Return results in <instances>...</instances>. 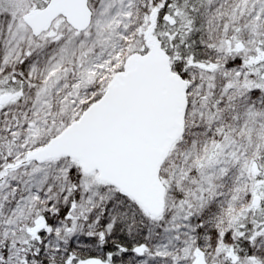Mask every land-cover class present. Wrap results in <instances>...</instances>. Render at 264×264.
Returning a JSON list of instances; mask_svg holds the SVG:
<instances>
[{
    "label": "snow or ice",
    "instance_id": "snow-or-ice-1",
    "mask_svg": "<svg viewBox=\"0 0 264 264\" xmlns=\"http://www.w3.org/2000/svg\"><path fill=\"white\" fill-rule=\"evenodd\" d=\"M0 264H264V0H0Z\"/></svg>",
    "mask_w": 264,
    "mask_h": 264
}]
</instances>
